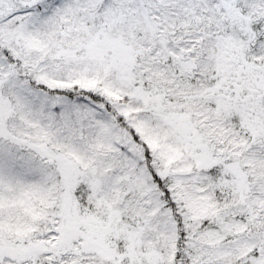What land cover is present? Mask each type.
Segmentation results:
<instances>
[{
	"label": "snow or ice",
	"instance_id": "1",
	"mask_svg": "<svg viewBox=\"0 0 264 264\" xmlns=\"http://www.w3.org/2000/svg\"><path fill=\"white\" fill-rule=\"evenodd\" d=\"M0 264H264V0H0Z\"/></svg>",
	"mask_w": 264,
	"mask_h": 264
}]
</instances>
